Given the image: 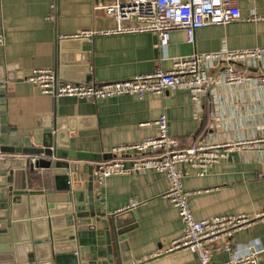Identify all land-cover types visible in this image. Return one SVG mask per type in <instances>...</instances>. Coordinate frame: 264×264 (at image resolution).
<instances>
[{"label": "crops", "instance_id": "1", "mask_svg": "<svg viewBox=\"0 0 264 264\" xmlns=\"http://www.w3.org/2000/svg\"><path fill=\"white\" fill-rule=\"evenodd\" d=\"M116 1L0 0V32L5 34V44L0 46V84L5 86L0 88V98L4 96L11 126L26 129L54 111L66 120L75 118L70 148L99 156L100 161L140 156L130 149L116 154L113 148L156 136L155 121L164 111L169 116L171 135L184 144L200 139L235 141L262 134L264 92L254 84H226L218 60L206 63L214 83L199 102L182 87L144 98L121 94L91 100L55 97L26 81L36 68H51L59 76L56 43L60 38L89 29H115V18L101 6ZM240 5L245 19L203 27L197 31L195 43L187 42L183 29L173 30L166 49L158 48L157 37L150 32L98 33L88 41L90 70L86 76L90 74L94 83L126 80L158 68L170 69L176 58L194 53L264 46V0H240ZM253 8L262 19H247ZM247 66L252 73L264 72V56L248 61ZM184 187L192 192L190 206L197 220L222 214L255 215L264 210V150L234 148L208 174L186 176ZM167 190L165 173L152 169L112 175L98 183L95 198L107 218L129 210L135 213L127 218L130 226L137 223L128 232L129 249L125 254L134 259L127 264H199L197 253L190 249L151 257L183 231L178 209L165 197ZM132 201L136 206L130 207ZM76 241L89 249L85 250L87 258L98 260H106L112 246L114 260L110 264H117L112 224L109 230L80 231ZM226 242L231 250L214 252L213 264L227 262L252 245L264 257V220L237 231Z\"/></svg>", "mask_w": 264, "mask_h": 264}, {"label": "built area", "instance_id": "2", "mask_svg": "<svg viewBox=\"0 0 264 264\" xmlns=\"http://www.w3.org/2000/svg\"><path fill=\"white\" fill-rule=\"evenodd\" d=\"M99 8V7H98ZM108 16L115 18L117 27L110 30H84L73 37L91 40L96 34L150 32L157 37L159 49H166L171 33L183 29L187 42L195 43L197 31L211 25H226L245 19L240 0H117L101 6ZM248 20L262 19L253 8ZM5 44V34L0 32V46ZM264 46L243 49H221L218 52L194 53L173 61L170 69L158 68L154 72L137 74L126 80L103 83L61 80L51 68H36L26 81L36 84L41 91L55 97L71 96L98 100L121 94H135L144 98L147 94L164 95L176 87L187 88L191 98L199 102L207 96L214 83L206 63L218 60L222 63V79L228 84H254L264 92V72L252 73L247 62L261 59ZM158 134L141 141L119 145L114 153L133 150L138 157L131 160L112 158L95 164L93 175L98 182L106 177L152 169L165 173L168 190L165 197L178 209L183 223L182 234L153 256L176 250L190 249L197 253L199 264H213L212 256L218 250H231L229 238L242 229L264 220V210L255 214H222L197 220L190 206L191 191L185 189L184 178L196 174L204 176L212 167L227 158L234 148H258L264 150V126L260 136L247 139L219 141L200 139L184 144L171 135L169 116L164 111L155 121ZM4 154L0 151V157ZM39 155H30L35 163ZM186 166V169L183 167ZM132 201L130 207L136 206ZM220 264H264L261 250L247 246L235 253L230 260Z\"/></svg>", "mask_w": 264, "mask_h": 264}, {"label": "water", "instance_id": "3", "mask_svg": "<svg viewBox=\"0 0 264 264\" xmlns=\"http://www.w3.org/2000/svg\"><path fill=\"white\" fill-rule=\"evenodd\" d=\"M89 39L60 38L56 43L57 69L64 81L90 82ZM5 84H0L3 89ZM0 98V264H110L87 258L88 248L77 243L83 230L110 229L115 237L117 264L134 258L129 249L128 217L134 212L109 218L96 197L98 179L93 175L99 156L70 148L75 118L52 114L36 119L26 129L9 124L4 96ZM30 155H39L33 163ZM49 174H43L40 170ZM136 218V215H135ZM86 250V251H85Z\"/></svg>", "mask_w": 264, "mask_h": 264}]
</instances>
